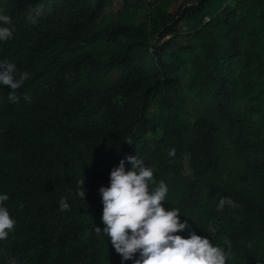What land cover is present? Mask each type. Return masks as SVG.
Segmentation results:
<instances>
[{"label":"trees","instance_id":"trees-1","mask_svg":"<svg viewBox=\"0 0 264 264\" xmlns=\"http://www.w3.org/2000/svg\"><path fill=\"white\" fill-rule=\"evenodd\" d=\"M0 14L13 32L0 52L29 73L17 103L1 86L0 192L53 221L64 197L76 234L68 247L17 224L0 264L33 243L50 260L36 264L120 261L109 241L91 259L84 238L101 224L98 188L135 154L167 185L181 236L208 237L229 264L264 261V0H0Z\"/></svg>","mask_w":264,"mask_h":264},{"label":"clouds","instance_id":"clouds-1","mask_svg":"<svg viewBox=\"0 0 264 264\" xmlns=\"http://www.w3.org/2000/svg\"><path fill=\"white\" fill-rule=\"evenodd\" d=\"M32 22L34 23L35 19ZM9 24L10 17L0 14V42L12 37L13 32ZM0 59V91L1 86H7L10 89L7 94L8 101L17 103L20 97L16 95V90L23 85L29 73L17 69L15 64L21 68L23 65L4 52H0ZM23 99L28 101L29 97L25 95ZM159 131L163 134L162 130ZM10 141L9 130L0 127V162L5 159L3 150ZM173 153L174 149H169L168 155ZM126 161L130 164L128 170H125ZM19 188L29 197L37 190L29 177ZM98 192L102 203L101 224L96 230H90L84 238L85 251L91 259L99 261L104 245L109 241L111 249L120 260L110 261L111 264H229V261H226L229 257L225 249L211 243L208 237L197 235L194 231H189L187 237L179 234L187 228V221L180 219L179 209L168 207L166 210L162 205L161 202L166 201L168 187L164 181H154L152 168L137 154L121 158L109 171L108 185H101ZM77 195V198L86 199L84 191L78 190ZM17 201L18 199L12 202L7 192H0L1 254L5 250L4 241L14 232L17 224L24 232L28 226L36 225L51 241L68 247L71 245L67 244L68 235L75 241L76 234L67 223L69 201L64 197L58 202L62 210L59 221H53L47 215L26 205L16 211ZM226 204L233 206L234 202L230 197H220L216 204L217 210L223 209ZM14 260L16 261H11V264L50 261L37 243L28 244V249L17 255ZM246 262L264 264V261ZM55 264L71 263L57 261Z\"/></svg>","mask_w":264,"mask_h":264},{"label":"rangeland","instance_id":"rangeland-1","mask_svg":"<svg viewBox=\"0 0 264 264\" xmlns=\"http://www.w3.org/2000/svg\"><path fill=\"white\" fill-rule=\"evenodd\" d=\"M197 0H184V2L186 3V4H193V3H195ZM169 38H171V36L170 37H166L165 39L167 40V39H169ZM161 135H162V132L161 131H158L157 132V137H161Z\"/></svg>","mask_w":264,"mask_h":264}]
</instances>
